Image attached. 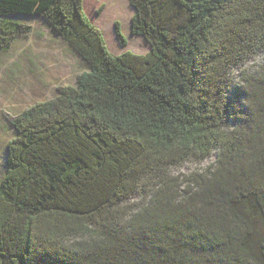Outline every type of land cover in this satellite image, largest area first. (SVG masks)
Listing matches in <instances>:
<instances>
[{"label":"trees","instance_id":"obj_1","mask_svg":"<svg viewBox=\"0 0 264 264\" xmlns=\"http://www.w3.org/2000/svg\"><path fill=\"white\" fill-rule=\"evenodd\" d=\"M129 4L143 54L112 55L82 0H0V49L37 16L88 67L11 120L0 264H264V62L232 73L264 53V0Z\"/></svg>","mask_w":264,"mask_h":264},{"label":"rangeland","instance_id":"obj_2","mask_svg":"<svg viewBox=\"0 0 264 264\" xmlns=\"http://www.w3.org/2000/svg\"><path fill=\"white\" fill-rule=\"evenodd\" d=\"M82 3L86 17L100 29L112 55L124 51L147 52L149 47L142 37L130 32L134 10L129 0H82ZM16 20L28 24L30 31L15 37L7 49H0V179L5 172L6 143L16 134L11 126L13 117L36 102L54 97L58 88L73 85L76 75L88 69L85 62L42 19L32 16ZM114 22L119 23L126 40L124 47L115 38ZM263 62L264 53H256L234 68L232 73L248 75L253 65ZM214 161L215 153L212 152L203 161L187 160L169 168L168 172L182 178L204 170ZM140 200V193H136L126 202L134 205Z\"/></svg>","mask_w":264,"mask_h":264}]
</instances>
